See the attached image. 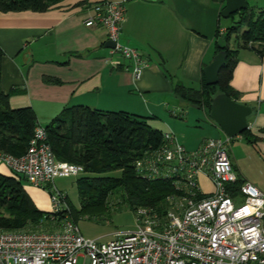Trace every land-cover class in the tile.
Segmentation results:
<instances>
[{
    "label": "crops",
    "instance_id": "1",
    "mask_svg": "<svg viewBox=\"0 0 264 264\" xmlns=\"http://www.w3.org/2000/svg\"><path fill=\"white\" fill-rule=\"evenodd\" d=\"M100 1L63 0L44 12H0V90H18L10 96L9 106H30L41 126L69 106L126 111L148 117L149 124L162 132L172 131L187 149H195L207 138L224 136L204 109L186 104L173 92L177 81L200 85L202 69L215 55L220 4L123 0L126 13L119 41L138 49L147 63L134 79L130 61L109 52L105 29L84 24L91 7ZM44 76L59 82L47 83ZM230 85L239 93L237 102L252 108L249 130L259 139L252 146L237 136L246 145L240 153L232 145L229 158L237 176L264 193V56L238 49ZM254 158L261 165L256 178L238 162ZM0 173L11 174L2 159ZM198 180L205 195L213 191L206 175ZM24 188L39 209L49 210L46 191Z\"/></svg>",
    "mask_w": 264,
    "mask_h": 264
},
{
    "label": "built area",
    "instance_id": "2",
    "mask_svg": "<svg viewBox=\"0 0 264 264\" xmlns=\"http://www.w3.org/2000/svg\"><path fill=\"white\" fill-rule=\"evenodd\" d=\"M85 26H101L111 54L130 61L138 79L147 63L136 48L120 43L125 20L123 0H103L91 7ZM44 127L34 129L20 157L1 156L14 173L33 187L48 190L50 210L68 209L57 178L77 177L83 166L59 161L46 143ZM232 137H210L187 149L172 131L162 132V144L135 163L148 179H172L175 192L162 210L139 206L133 213L135 229L115 232L108 242L84 237L65 218L59 229L5 230L0 227V264H264V193L239 177L229 158ZM206 175L213 191L205 195L199 176Z\"/></svg>",
    "mask_w": 264,
    "mask_h": 264
},
{
    "label": "trees",
    "instance_id": "3",
    "mask_svg": "<svg viewBox=\"0 0 264 264\" xmlns=\"http://www.w3.org/2000/svg\"><path fill=\"white\" fill-rule=\"evenodd\" d=\"M61 1L0 0V12H44ZM213 1L220 4V9L225 6V0ZM235 16L236 20L224 32L226 41L234 36L238 49H250L260 57L264 56V7L255 10L248 5L229 17L233 19ZM219 33L217 24L215 36ZM214 47L215 54L221 49L226 53L217 83L206 85L203 77L197 88L180 81L173 88L179 99L204 109L208 117L216 94L223 93L235 101L239 98V93L230 85L238 49L228 43L221 45L217 40ZM43 81L59 82L48 76H44ZM17 91L16 88L9 92L0 90V157L22 156L39 125L30 106H9L10 96ZM147 118L126 111L100 110L84 105L62 109L43 126L45 141L57 160L83 166V173L76 177L79 206L67 203L68 209L56 213L41 210L25 190L23 176L13 171L9 175L0 173V227L5 230L36 229L46 220L56 222L60 227L65 218L76 223L81 217H102L110 213L109 200L114 196L119 197L117 203L124 202L131 211L139 206L162 210L166 196L175 192L173 180L148 179L138 174L134 167L140 157L162 144V131L151 126ZM241 136L252 146L259 139L249 129ZM109 172L118 174H106ZM242 182L238 178L229 188L236 191Z\"/></svg>",
    "mask_w": 264,
    "mask_h": 264
},
{
    "label": "rangeland",
    "instance_id": "4",
    "mask_svg": "<svg viewBox=\"0 0 264 264\" xmlns=\"http://www.w3.org/2000/svg\"><path fill=\"white\" fill-rule=\"evenodd\" d=\"M247 4L250 7H254L255 10H258L259 8L264 7V0H247ZM236 18L237 16H235L233 19L230 17H226V18L222 16L219 17L218 25L220 28V33L216 37V40L219 44L224 45L228 43L230 47L238 49L234 36H232L229 41H226L225 35H224L226 28L231 26L233 24V20H236ZM189 86L197 88L199 85L197 83H193V85L189 84ZM185 103L188 104L187 102ZM155 124L159 125L158 122H155ZM202 126L204 128H207V126L204 125V123ZM220 135H222V132H220ZM237 136H240V135H237ZM237 136L232 137V142H231L230 147L232 148V145H236L237 150L239 151L240 147L246 144L242 139H236ZM231 148L229 149V154H230ZM238 162L240 163L242 168L247 170V172L250 174V176H252V178H256L257 170L261 169L260 161L258 160L256 161V159L254 158L253 160H248V161L239 160ZM106 174L117 175L118 172H109ZM23 184L27 188L32 186L28 184L25 180ZM55 186L62 193L65 194L68 205L74 206V207L79 206V192H78V187L76 184V177L57 178L55 180ZM44 191L48 193V197H49L48 204H49V210H50V194L47 190H44ZM118 198L119 197L114 196L109 200L110 208H111L109 214H105L102 217H81L76 221V223H74L76 224L80 233L84 237L89 238V239H97L100 242H108L113 238V234L115 232H123L126 230L135 229V217H134L133 211H131L124 202L117 203L119 202ZM60 227H57L56 222H50V220H46L42 222V225H40L38 229L52 231V230L59 229ZM82 263H83V259L79 258L78 264H82Z\"/></svg>",
    "mask_w": 264,
    "mask_h": 264
},
{
    "label": "water",
    "instance_id": "5",
    "mask_svg": "<svg viewBox=\"0 0 264 264\" xmlns=\"http://www.w3.org/2000/svg\"><path fill=\"white\" fill-rule=\"evenodd\" d=\"M248 6L247 0H225V6L220 11V16L229 17ZM112 46L110 43L109 47ZM226 53L218 51L212 60L203 67V77L206 85H214L218 81V72L225 63ZM252 108L239 103L223 93L216 94L211 102L209 116L221 129L224 135L233 137L241 135L249 129L248 117Z\"/></svg>",
    "mask_w": 264,
    "mask_h": 264
}]
</instances>
